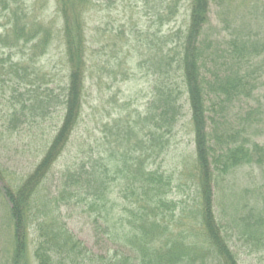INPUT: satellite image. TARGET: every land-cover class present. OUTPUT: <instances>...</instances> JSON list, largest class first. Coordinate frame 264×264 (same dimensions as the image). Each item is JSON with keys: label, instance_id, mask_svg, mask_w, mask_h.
<instances>
[{"label": "trees", "instance_id": "16d2710c", "mask_svg": "<svg viewBox=\"0 0 264 264\" xmlns=\"http://www.w3.org/2000/svg\"><path fill=\"white\" fill-rule=\"evenodd\" d=\"M187 1V17L176 42L169 49L160 48L152 58L155 83L145 111L106 124L105 130L114 134L104 135L107 148L102 144L103 148L90 146L85 151L89 145L78 144L83 149L64 164L53 190L46 185L71 149L84 112L87 74L92 73L89 61L94 57L89 53L86 25L94 2L47 0L45 9L55 17L46 22L45 16L33 13L30 0H0V50L8 52L7 60L0 59L2 77L21 78L18 75L28 70L22 61L12 60L14 50L30 47L43 56L57 38L70 68L61 124L38 163L7 182L0 166L14 228V247L4 264H24L31 244L38 264H240L227 225L216 212L215 196L216 187L235 170L256 165L263 172L259 195L264 202V142L249 137L251 124L246 121L252 120L254 126V119L262 114L261 107L252 103L264 77V0ZM180 2L168 3L170 18L179 12ZM212 14L218 19L216 26H222L217 34L210 25ZM183 99L189 106L198 172L190 186L197 201L192 209L183 207L181 214L198 217L199 232L176 231L160 220L177 204L168 198L171 176L155 165L168 151L172 130L184 115ZM35 100L33 106L39 105ZM13 111L11 118L19 119L18 111ZM21 115L28 121L23 111ZM117 186L123 205L111 198ZM73 207L95 214V223L108 239H114L116 232L109 216L119 210L131 217L134 231L125 234L121 246L95 253L62 218V209ZM252 215L254 224L244 228L245 236L259 243L264 237V208ZM234 219L229 228L237 234L246 219ZM114 222L117 229L121 222Z\"/></svg>", "mask_w": 264, "mask_h": 264}, {"label": "rangeland", "instance_id": "374dc122", "mask_svg": "<svg viewBox=\"0 0 264 264\" xmlns=\"http://www.w3.org/2000/svg\"><path fill=\"white\" fill-rule=\"evenodd\" d=\"M170 1L93 0L92 9L87 15L86 32L89 53L94 57L89 61L92 73L87 74L84 112L74 134L71 149L64 153L53 171V179L50 176L46 185L49 189L54 190L58 185L64 164L79 153V149H83L78 144L89 145L85 151H90V146L95 150L99 149L98 146L103 148L102 144L107 148L103 137L114 134L111 133L112 130H105L106 124L121 118L131 119L145 111L152 99L155 83L152 58L155 53H159L160 48L169 49L172 42H176V33L183 26L188 13V1L181 0L179 12L170 18V11L167 9ZM29 4L35 15L46 17V22L54 19V12L48 11V7L45 9L47 0H30ZM210 25L215 27L216 34L222 27L216 26L219 22L214 15ZM2 30L0 27V34ZM222 34L228 38L226 30ZM168 38H171L170 42ZM64 50V45L58 38L43 56L31 51L30 47L24 52L14 50L12 60L22 61L28 70L18 75L21 78L11 74L2 77L3 71H0V166L5 170L6 182L13 176L30 172L34 168L61 124L70 70ZM2 52L5 53L3 57ZM0 53V59H8L7 51L2 49ZM261 82V88L256 92L252 105L261 107L262 114L254 119V126L252 120L246 121L251 124L247 128L249 137L263 143L264 77ZM33 98L40 101V104L33 106L32 103H37ZM183 103L184 115L172 130L169 149L163 159L161 157L158 160L157 166L155 165L171 176L173 188L168 198L177 204L173 212L167 211L160 220L165 225L174 227L176 231L187 229L189 232H199L202 227L198 223V217L188 212L181 214V209L185 206L192 209L196 191L190 186L198 172L189 106L184 99ZM13 109L20 114L17 120L11 118ZM22 111L28 121L22 120ZM262 175V169L258 166L245 165L216 187V212L221 214L223 223L227 225L228 238L240 264H264V237L257 243L249 235L245 236L248 232L244 229L254 224L252 214L264 208V202L259 195ZM3 183L0 180V264L8 261L14 247V228L9 216V204L2 191ZM112 190V200L118 199L123 205L125 202L119 197L121 187L117 186ZM252 191L255 195L248 193ZM250 211L253 213L250 214ZM115 214L114 216L111 213L109 219L116 232L112 235L114 239H108L107 234H103L100 230L102 228L95 223V214H87L75 207L62 209V218L69 231L95 253H104L110 248L121 246V240L126 239L125 234L134 231L129 223L131 217L125 211L119 210ZM241 217L246 222H241V230L236 234L235 229L229 228L233 227L230 221L233 218L239 221ZM117 219L121 223H118L116 229L117 224L114 221ZM29 247L24 264H38L33 255V244Z\"/></svg>", "mask_w": 264, "mask_h": 264}]
</instances>
